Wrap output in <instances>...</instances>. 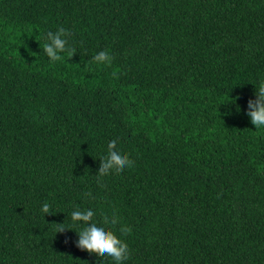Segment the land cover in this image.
I'll use <instances>...</instances> for the list:
<instances>
[{
  "label": "trees",
  "instance_id": "obj_1",
  "mask_svg": "<svg viewBox=\"0 0 264 264\" xmlns=\"http://www.w3.org/2000/svg\"><path fill=\"white\" fill-rule=\"evenodd\" d=\"M261 79L264 0H0V264H115L77 243L105 215L124 264H264Z\"/></svg>",
  "mask_w": 264,
  "mask_h": 264
},
{
  "label": "clouds",
  "instance_id": "obj_2",
  "mask_svg": "<svg viewBox=\"0 0 264 264\" xmlns=\"http://www.w3.org/2000/svg\"><path fill=\"white\" fill-rule=\"evenodd\" d=\"M46 34V39L42 37L44 53L52 61L62 59L61 53L67 47L68 30L60 27L55 32L48 31ZM94 60L98 63H111V56L108 51L101 50L95 55ZM232 103H235V101ZM246 114L250 118L251 123L255 125V129L264 128V79L259 80L257 85H255V99L248 100ZM107 143L108 150L102 154V167L122 169L133 164L129 153L117 145L116 136L110 137ZM41 210L44 214L50 213V205L43 203ZM94 212L95 208L91 204L86 207L77 206L75 210L71 211L70 218L72 221H76L87 218L93 215ZM116 222L117 217L115 215L111 217V220H109L107 215L100 219H92L90 223L78 227L77 243L90 249H99L101 253L111 256L115 264H124L129 259L130 250L126 240L118 236L110 227L111 224ZM57 226V231H63L66 228L63 223L57 224ZM126 231H128L126 227L122 228V232Z\"/></svg>",
  "mask_w": 264,
  "mask_h": 264
}]
</instances>
